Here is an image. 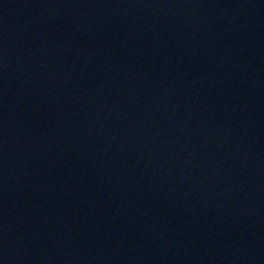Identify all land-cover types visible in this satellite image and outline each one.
<instances>
[{"label":"water","instance_id":"obj_1","mask_svg":"<svg viewBox=\"0 0 264 264\" xmlns=\"http://www.w3.org/2000/svg\"><path fill=\"white\" fill-rule=\"evenodd\" d=\"M0 264H264V0H0Z\"/></svg>","mask_w":264,"mask_h":264}]
</instances>
